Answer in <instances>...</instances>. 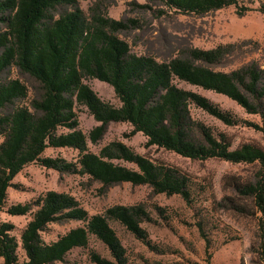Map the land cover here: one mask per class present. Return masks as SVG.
Listing matches in <instances>:
<instances>
[{
	"label": "trees",
	"instance_id": "trees-1",
	"mask_svg": "<svg viewBox=\"0 0 264 264\" xmlns=\"http://www.w3.org/2000/svg\"><path fill=\"white\" fill-rule=\"evenodd\" d=\"M149 1L179 13L197 15L238 5V0ZM76 4V0H0V21L7 27V32L0 35V74L16 66L34 77L43 88V95L31 102V109L21 107L0 116V134L4 137L0 144V214L6 207L14 179L28 165L37 162L48 169L88 175L104 186L148 185L159 194L181 196L190 203L194 182L180 169L155 164L121 142L109 144L99 154L89 151L88 140L98 143L109 124L127 123L133 127V134L142 133L148 139V146L193 161L221 159L233 164L259 165L261 169L255 180L237 184L236 190L251 198L261 214L264 257V147L245 144L232 150L226 136L217 138L211 128L195 124L191 119L192 105L228 126L237 125L238 120L208 98L176 85L179 81L224 95L248 114L259 116L261 125H250L264 139V70L256 65L229 73L212 70L210 66L222 64L231 55L234 45L213 50L194 49L190 61L173 59L159 63L153 57L131 53L130 45L117 35L127 28L123 22L101 15L89 19L79 8L57 20L48 18V13L57 6ZM261 12L264 14V7ZM87 79L110 85L121 106L102 101L85 83ZM27 97L28 89L19 80L0 85V111ZM77 106L86 107L100 123L89 137L77 130ZM61 128L71 132L58 134ZM194 131L200 134V142L191 137ZM48 148H75L80 152L78 163L43 158ZM35 207L37 211L33 214ZM8 213L12 216L33 214L21 236L26 256L22 264L63 261L74 249L88 246L91 237L99 240L112 258L108 260L93 253V263L127 264L125 248L110 221L120 223L138 240L149 243L148 233L141 225L151 221V217L140 206H115L105 215L91 217L75 198L48 192L33 203L10 207ZM65 219L85 225L56 242L45 243L41 232L49 224ZM199 229L205 237L204 227L199 225ZM14 230L12 223H0V260L4 264H21L17 253L19 242L12 235ZM208 255L207 264H211L212 256Z\"/></svg>",
	"mask_w": 264,
	"mask_h": 264
},
{
	"label": "rangeland",
	"instance_id": "rangeland-1",
	"mask_svg": "<svg viewBox=\"0 0 264 264\" xmlns=\"http://www.w3.org/2000/svg\"><path fill=\"white\" fill-rule=\"evenodd\" d=\"M76 1L74 6L59 5L52 9L48 18L57 20L79 8L89 19L101 15L123 22L127 28L117 35L130 45L131 53L153 57L159 63H168L173 59L190 61V53L194 49L213 50L219 46L234 45L231 55L222 64L210 66L212 70L229 73L248 65L264 70V14L261 12L264 0H238L237 6L204 15L179 13L149 0ZM5 32L6 24L0 21V35ZM11 80L24 84L28 97L8 105L0 111V116L9 115L21 107L31 109V102L43 95L40 82L16 66L0 74V85ZM85 83L102 101L115 107L121 106L110 85L95 79H87ZM176 85L208 98L238 120L237 125L228 126L192 105L191 119L195 124L211 128L217 138L226 136L232 143V150L245 144L264 147L262 133L250 125H261L259 116L248 114L224 95L179 81ZM76 114L79 121L77 130L87 137L100 126L86 107L77 106ZM70 132L61 128L58 134ZM191 137L199 142L202 139L196 131ZM3 141L4 137L0 134V144ZM113 142L125 144L155 164L173 166L188 174L194 182L192 201L188 203L181 196L159 194L148 185L120 183L104 186L88 175L48 169L39 162L30 164L14 179L13 186L8 190L6 207L0 214V223L15 226L12 235L19 242L17 253L21 264L26 261L21 236L37 208H34L33 214L26 216H12L8 209L33 203L48 192L75 198L91 217L105 215L108 209L115 206L144 208L151 217V221L141 225L148 233L149 243L138 240L120 223L110 221L125 248L127 264H207L208 254L212 256L211 264H264L261 214H258L251 198L242 196L236 190L237 184L255 180L261 169L259 165L233 164L221 159L193 161L156 146H148V139L142 133L133 134V127L127 123L109 124L98 143L88 140V149L99 154ZM43 158L77 164L80 152L75 148H48ZM116 163L135 168L123 161ZM84 225L78 220H59L49 224L41 232V238L50 244ZM199 225L204 227L205 237ZM93 253L112 259L107 248L91 237L88 246L76 248L63 261L52 264H95L91 260ZM0 264H4L2 259Z\"/></svg>",
	"mask_w": 264,
	"mask_h": 264
}]
</instances>
